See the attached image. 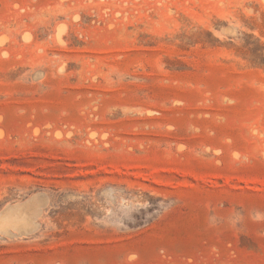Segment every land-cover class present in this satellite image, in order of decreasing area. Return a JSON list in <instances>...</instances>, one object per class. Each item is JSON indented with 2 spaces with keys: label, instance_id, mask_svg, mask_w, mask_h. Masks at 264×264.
<instances>
[{
  "label": "rangeland",
  "instance_id": "rangeland-1",
  "mask_svg": "<svg viewBox=\"0 0 264 264\" xmlns=\"http://www.w3.org/2000/svg\"><path fill=\"white\" fill-rule=\"evenodd\" d=\"M0 264H264V0H0Z\"/></svg>",
  "mask_w": 264,
  "mask_h": 264
},
{
  "label": "bare ground",
  "instance_id": "bare-ground-1",
  "mask_svg": "<svg viewBox=\"0 0 264 264\" xmlns=\"http://www.w3.org/2000/svg\"><path fill=\"white\" fill-rule=\"evenodd\" d=\"M60 26H62V25H60ZM66 27V26H65ZM62 30V29H61ZM65 31V30H64ZM63 34H64V32H63ZM63 34H61V35H63ZM29 35V34H28ZM30 36V35H29ZM30 38V37H29ZM61 38V37H60ZM30 40V39H29ZM62 42V41H61ZM62 45V44H61ZM27 226V225H26ZM32 226V225H31ZM24 227V226H23ZM30 227V226H29ZM34 228V227H33ZM24 229V228H23ZM32 229V228H31ZM29 230V229H28ZM33 230V229H32ZM31 230V231H32ZM18 231V230H17ZM30 231V230H29ZM23 232H25V234L28 232H26V231H23ZM17 233V232H16ZM13 234H15V232L13 233ZM10 235H12V233L10 234ZM24 235V234H23ZM13 236V235H12ZM16 236H17V234H16Z\"/></svg>",
  "mask_w": 264,
  "mask_h": 264
}]
</instances>
